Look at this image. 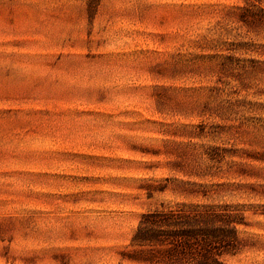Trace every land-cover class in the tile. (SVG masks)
<instances>
[{"label":"rangeland","instance_id":"rangeland-1","mask_svg":"<svg viewBox=\"0 0 264 264\" xmlns=\"http://www.w3.org/2000/svg\"><path fill=\"white\" fill-rule=\"evenodd\" d=\"M250 1L0 0V264H142L121 252L161 204L233 208L222 259L264 264Z\"/></svg>","mask_w":264,"mask_h":264},{"label":"trees","instance_id":"trees-1","mask_svg":"<svg viewBox=\"0 0 264 264\" xmlns=\"http://www.w3.org/2000/svg\"><path fill=\"white\" fill-rule=\"evenodd\" d=\"M180 191L208 198V189ZM239 224H244L242 215L227 205L161 204L140 214L129 237L130 249L121 258L142 264H226L222 257L240 249Z\"/></svg>","mask_w":264,"mask_h":264}]
</instances>
